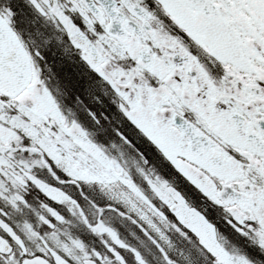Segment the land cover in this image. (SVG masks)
Masks as SVG:
<instances>
[{"label":"snow or ice","instance_id":"1","mask_svg":"<svg viewBox=\"0 0 264 264\" xmlns=\"http://www.w3.org/2000/svg\"><path fill=\"white\" fill-rule=\"evenodd\" d=\"M0 264H264V0H0Z\"/></svg>","mask_w":264,"mask_h":264}]
</instances>
